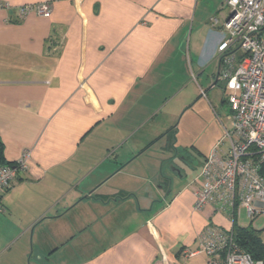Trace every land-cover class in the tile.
<instances>
[{"label": "crops", "instance_id": "crops-1", "mask_svg": "<svg viewBox=\"0 0 264 264\" xmlns=\"http://www.w3.org/2000/svg\"><path fill=\"white\" fill-rule=\"evenodd\" d=\"M224 8L0 0V166L31 153L0 198V264H209L199 235L230 224L193 210L208 156L191 178L176 120L202 93L214 107ZM187 72L195 94L168 112Z\"/></svg>", "mask_w": 264, "mask_h": 264}, {"label": "built area", "instance_id": "built-area-1", "mask_svg": "<svg viewBox=\"0 0 264 264\" xmlns=\"http://www.w3.org/2000/svg\"><path fill=\"white\" fill-rule=\"evenodd\" d=\"M225 9L217 81L230 107L232 131L227 133L228 147L218 145L205 161L193 210L201 213L211 207L231 226L208 224L199 235V251L208 256L209 264H264L240 247L233 232L241 209L252 222L264 217V0H225ZM33 11L45 14L49 8L19 9L21 17ZM30 158L25 150L14 164L0 166V196L28 171Z\"/></svg>", "mask_w": 264, "mask_h": 264}, {"label": "rangeland", "instance_id": "rangeland-1", "mask_svg": "<svg viewBox=\"0 0 264 264\" xmlns=\"http://www.w3.org/2000/svg\"><path fill=\"white\" fill-rule=\"evenodd\" d=\"M224 10L225 14H227V9L224 8ZM188 77L189 73L187 72L185 87H181L175 94L169 95L168 103L171 101L173 102L169 105L168 112L177 109L179 105L181 106V103L188 102L193 94H195V86L197 87V84L195 85L194 82L188 84L190 80H192V78H190L191 76ZM205 79L202 85L203 87L205 86V90H209V85ZM221 86L223 87V84L219 83V87L216 89L214 88L215 90L212 88V90L209 91L211 93V99L213 100L214 98L212 101V104H214L213 108L208 104V98H206L205 95L203 96L202 93V97L199 99L196 97V99H194V102L197 104L194 106L193 110L187 112L186 109H184L180 112L176 120V123L179 124L182 129L178 136V149H182L179 151L180 155L178 159L182 161L187 174H189L191 178H194L200 170L196 160H204V158L209 156L220 144L223 150L228 147L229 140L226 137L227 133L232 131V122L230 120L231 112L229 105L224 103L225 95ZM203 100H206L207 103ZM185 111L186 114L184 113ZM164 115L165 112L162 114V117ZM181 146L183 148H181ZM179 160L177 161L180 163ZM194 161L196 162L195 165H193L194 167L187 164L188 162ZM238 224L241 227H250L258 231H263L262 238L264 240V217L257 218L252 222L251 219L248 218L246 210L241 209Z\"/></svg>", "mask_w": 264, "mask_h": 264}, {"label": "trees", "instance_id": "trees-1", "mask_svg": "<svg viewBox=\"0 0 264 264\" xmlns=\"http://www.w3.org/2000/svg\"><path fill=\"white\" fill-rule=\"evenodd\" d=\"M224 103H227L225 98ZM2 150L3 147L0 142V161H3ZM1 165L6 164L2 163ZM233 232L235 233L236 241L240 247L245 250L255 261H261L264 263V240L262 238L263 231H258L250 227H241L239 226L237 220L234 222Z\"/></svg>", "mask_w": 264, "mask_h": 264}]
</instances>
